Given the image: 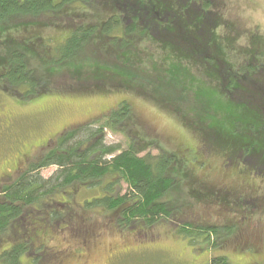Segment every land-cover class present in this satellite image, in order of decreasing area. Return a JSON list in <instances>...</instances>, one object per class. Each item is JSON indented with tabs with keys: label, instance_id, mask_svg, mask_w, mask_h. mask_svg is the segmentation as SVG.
Segmentation results:
<instances>
[{
	"label": "rangeland",
	"instance_id": "374dc122",
	"mask_svg": "<svg viewBox=\"0 0 264 264\" xmlns=\"http://www.w3.org/2000/svg\"><path fill=\"white\" fill-rule=\"evenodd\" d=\"M97 1H76L50 16L19 20L10 30L6 28V38L0 37L23 48L26 40L36 36L39 41L34 46L36 54H30L29 68L39 79L49 81L45 94L28 101L0 88V175L8 177L12 170L25 168L26 156L34 158L38 145L44 147L49 139L51 145L53 136L67 129L87 125L86 130L76 133L78 142L101 140L103 146L115 150L105 157L107 160L126 151L132 135L142 145L154 143L175 158L172 173L178 183L165 199L182 210L179 216L184 221L219 228L213 238L216 245L210 248L200 240L184 239L167 222L151 231L141 229L144 233L120 229L115 216L84 209L86 201L99 192L73 186L67 189L66 199H57L62 208L68 207L70 216L60 214L62 221L57 224L49 220L48 212L38 215L29 208L23 223L0 236V254L13 245L16 233L26 228L25 237L41 252L40 260L45 256L51 264H208L219 256H226L231 264H264V171L257 176L250 167L248 173L242 167L227 166L228 155L219 148L204 158L206 146L202 147L197 134L174 112V104L181 108L198 104L200 110L208 104V110L219 115L214 119L220 122L225 117V99L218 95L219 105H213V89L202 68L186 62L175 48L164 47L157 39L127 38L122 32L115 36L125 40V48L98 41L94 32L77 63L50 65L52 60L58 61V44L73 30L97 28L111 15ZM211 1L206 8L214 13L208 38L215 55L228 64L232 76L244 75L248 50L258 46L253 39L264 40V0ZM186 24L193 25L191 21ZM177 27L182 30L183 24ZM3 52L0 49V55ZM246 90L250 95L255 93ZM121 103L129 108L128 132L108 126L107 113ZM196 149L203 151L199 154ZM257 161L264 164V155ZM58 196L46 198L45 206H52ZM28 260L24 258L22 264H30Z\"/></svg>",
	"mask_w": 264,
	"mask_h": 264
},
{
	"label": "trees",
	"instance_id": "16d2710c",
	"mask_svg": "<svg viewBox=\"0 0 264 264\" xmlns=\"http://www.w3.org/2000/svg\"><path fill=\"white\" fill-rule=\"evenodd\" d=\"M76 1L86 0H0V37L6 38L5 33L19 20L41 19L56 14ZM153 1H97L111 15L97 28L81 27L73 30L71 36L58 44V61L52 60L50 65L63 67L67 63H77L84 57L82 53L87 50L94 32L98 41L102 39L103 42L109 41L110 44H118L123 48L127 47L125 40H119L116 33L122 32L127 38L149 36L157 39L164 47L175 48L183 60L196 64L205 71L207 82L213 89V105H219L220 97L225 99L222 102H226L225 109L223 108L225 117L222 116L220 122L214 119L219 115L210 112L208 104L202 110L198 104L185 108L174 104L175 114L197 134L202 147L206 146L204 158L210 153L214 154L219 148L228 155L225 162L227 166L242 167L247 172L250 167L258 176L264 171V164L257 161L264 155V52L261 51L264 40L259 37L253 39L258 46L248 50L250 59L247 61V71L244 75L232 76L233 71L227 67L228 64L217 59L215 47L208 38L210 23L214 18V13L206 10L211 0H205V3L195 0L194 4L185 3V0ZM154 8L159 12H154ZM216 10L214 9L215 12ZM188 21L193 25L188 26ZM176 22L183 24L182 30L178 29ZM6 28L9 30L6 31ZM98 33L105 35L99 36ZM36 40L39 41L36 36L26 40L23 48L12 45L7 39L0 41V49L4 50L0 55V88L23 101L34 99L48 91L49 81L39 79L29 68L30 56L36 54ZM260 65H263L262 70L258 69ZM246 89L255 93L250 95ZM227 97L232 99L228 100ZM235 108L242 112H235ZM107 114L108 126L116 131H129V108L126 105L118 104ZM233 114L236 119L229 126ZM86 127L83 129L86 130ZM83 129H67L59 133L58 137L55 134L54 142L45 150L34 158L26 156L29 167L23 174L17 178L11 177L10 183L0 186V236L14 230L17 223H23L29 208H33L38 215L48 212L49 220L60 224V214L64 218L70 216V211L66 206L62 208L63 204L58 203L57 199H66L69 187L82 186L88 191L99 192L96 197L86 201L84 209L99 211L98 213L107 217L115 216L116 226L120 229L151 231L167 222L184 239H190L191 242L200 240L209 247L216 245L213 238L218 234L219 228L184 221L179 216L182 210L165 199L178 183L177 177L172 173L174 157L164 153L154 143L142 145L137 137L133 139L131 135L130 147L107 160L105 157L115 150L103 146L99 139L78 142L79 134L76 133ZM196 150L198 153L203 151ZM9 177H4L3 180L9 181ZM56 194L61 196L53 200L52 206L46 207L44 200ZM198 196L199 194L193 197ZM25 229L16 233L13 245L1 252L0 261L4 264H22L24 258H32L28 260L30 264H51V260H44L45 256L40 260L41 252L32 248L31 240L25 237ZM20 239L24 240L19 241ZM208 264L231 262L226 256H219L211 258Z\"/></svg>",
	"mask_w": 264,
	"mask_h": 264
},
{
	"label": "flooded vegetation",
	"instance_id": "af4514ba",
	"mask_svg": "<svg viewBox=\"0 0 264 264\" xmlns=\"http://www.w3.org/2000/svg\"><path fill=\"white\" fill-rule=\"evenodd\" d=\"M49 141H50V140H48V141L45 143L44 147L42 146L43 144L38 145V146L36 147V149L38 150V152L35 153V155H37L40 151L45 150V148H47V146H48V144H49ZM29 161H30V160H29ZM28 163H29V162H28ZM16 167H18L17 164H16ZM28 167H29L28 164H26V167L23 168V169H20V170H14V171L12 170V176H10L9 179H7V180H9V181H6V179L3 180L4 177H6V175H7L6 173L0 175V180H1V181H0V186H2V185H4V184H7L8 182L10 183L11 177H13V178H17L19 175H21V173L23 174V173L27 170ZM31 241H32V240H31Z\"/></svg>",
	"mask_w": 264,
	"mask_h": 264
}]
</instances>
